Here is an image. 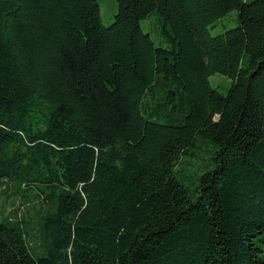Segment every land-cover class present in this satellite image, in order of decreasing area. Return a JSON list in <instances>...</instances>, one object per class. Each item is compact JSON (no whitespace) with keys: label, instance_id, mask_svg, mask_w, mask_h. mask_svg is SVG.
<instances>
[{"label":"trees","instance_id":"1","mask_svg":"<svg viewBox=\"0 0 264 264\" xmlns=\"http://www.w3.org/2000/svg\"><path fill=\"white\" fill-rule=\"evenodd\" d=\"M116 2L0 0V264H264V0Z\"/></svg>","mask_w":264,"mask_h":264},{"label":"rangeland","instance_id":"2","mask_svg":"<svg viewBox=\"0 0 264 264\" xmlns=\"http://www.w3.org/2000/svg\"><path fill=\"white\" fill-rule=\"evenodd\" d=\"M97 2L99 4L101 22L104 26H109L114 21V15L117 11V2L116 0H97ZM235 18L236 12H230L228 15L214 23V25L209 29L210 34L215 36L228 29L234 28L237 25ZM141 28L145 33L150 32V20H143L141 22ZM229 82L230 81L227 77L220 74H214L209 78L210 85L222 94L226 93ZM15 205H10L9 207L12 208L15 207Z\"/></svg>","mask_w":264,"mask_h":264}]
</instances>
